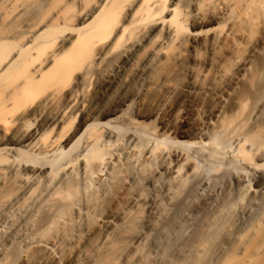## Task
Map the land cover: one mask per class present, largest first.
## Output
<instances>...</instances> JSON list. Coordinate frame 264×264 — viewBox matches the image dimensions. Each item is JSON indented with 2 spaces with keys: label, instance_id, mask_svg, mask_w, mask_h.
Wrapping results in <instances>:
<instances>
[{
  "label": "bare ground",
  "instance_id": "bare-ground-1",
  "mask_svg": "<svg viewBox=\"0 0 264 264\" xmlns=\"http://www.w3.org/2000/svg\"><path fill=\"white\" fill-rule=\"evenodd\" d=\"M0 264H264V0H0Z\"/></svg>",
  "mask_w": 264,
  "mask_h": 264
},
{
  "label": "rangeland",
  "instance_id": "rangeland-1",
  "mask_svg": "<svg viewBox=\"0 0 264 264\" xmlns=\"http://www.w3.org/2000/svg\"><path fill=\"white\" fill-rule=\"evenodd\" d=\"M257 35V33L254 35L255 37H257L256 36ZM150 125V127H153L152 126V124H149ZM154 125V124H153ZM155 126V125H154ZM148 127V129L150 128L149 126H147ZM147 127H146V129H147ZM168 142V141H167ZM170 143V142H169ZM212 144V143H211ZM210 143L209 144H204V145H202L201 146V148L205 151V149L209 152V153H211V152H213L216 148H215V146L212 144L211 145ZM213 146H214V148H213ZM207 151H205V152H207ZM211 151V152H210ZM207 156V157H206ZM206 156H204L203 158H202V160H200V162H201V164H203L202 165V168H200L201 169V172L204 170L205 172L203 173V174H205L208 170H212V168H214L216 165L215 164H217V166H218V163H217V160L214 158V157H211V158H214V159H211L210 157H209V155H206ZM213 162V163H212ZM211 164L212 165H214V167L213 166H211ZM206 167H205V166ZM207 165H208V167H210V169L209 168H207ZM210 165V166H209ZM212 167V168H211ZM208 169V170H207ZM214 173V172H213ZM210 174H212V172L210 173ZM213 175V174H212ZM187 185V183H185V186ZM142 212V213H141ZM146 214V212H144V210H142V211H140V215L141 216H143V215H145ZM161 221H157L156 222V226L158 227V226H160V224L162 223H160ZM158 223V224H157ZM146 248H149V243H146ZM212 252H213V248H211L210 249V251H209V253H208V257H210L211 255H212Z\"/></svg>",
  "mask_w": 264,
  "mask_h": 264
}]
</instances>
